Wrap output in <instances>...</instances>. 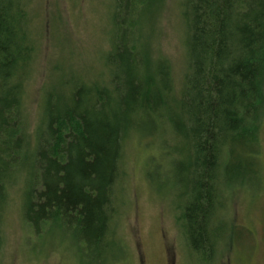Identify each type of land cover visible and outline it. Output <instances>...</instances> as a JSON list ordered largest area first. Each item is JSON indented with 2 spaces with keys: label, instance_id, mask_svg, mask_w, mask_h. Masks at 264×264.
<instances>
[{
  "label": "trees",
  "instance_id": "1",
  "mask_svg": "<svg viewBox=\"0 0 264 264\" xmlns=\"http://www.w3.org/2000/svg\"><path fill=\"white\" fill-rule=\"evenodd\" d=\"M43 3L0 0V250L15 199L30 236L67 240L80 264L125 261V162L137 139L149 182L170 186L194 264L228 261L247 232L228 194L263 185L264 0H182L179 78L142 27L165 0H114L97 59L39 80Z\"/></svg>",
  "mask_w": 264,
  "mask_h": 264
},
{
  "label": "rangeland",
  "instance_id": "2",
  "mask_svg": "<svg viewBox=\"0 0 264 264\" xmlns=\"http://www.w3.org/2000/svg\"><path fill=\"white\" fill-rule=\"evenodd\" d=\"M43 2L41 19L46 20V27H43V49L37 64L39 80L53 76L52 70L57 64L80 67L88 60L84 65L87 67L95 61L111 38L114 0ZM148 15L143 17L142 27L155 30L153 44L171 59L179 78L185 69L186 54L182 0H165L153 19ZM261 145V188L238 187L228 194L230 214L247 232H240L243 242H236L228 261L224 257L221 264H264V126ZM149 153L147 146L137 139L127 145L120 231L129 253L121 264H194L180 236L174 209L176 201L170 195L169 184L159 187L147 179ZM157 174L158 170L152 174L153 182H157ZM15 201L5 216L0 264H80L67 240L60 242L59 237L50 235L30 236L21 217L22 206Z\"/></svg>",
  "mask_w": 264,
  "mask_h": 264
}]
</instances>
